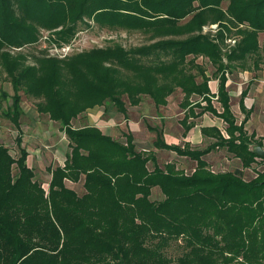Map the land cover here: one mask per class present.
Masks as SVG:
<instances>
[{"label":"trees","instance_id":"16d2710c","mask_svg":"<svg viewBox=\"0 0 264 264\" xmlns=\"http://www.w3.org/2000/svg\"><path fill=\"white\" fill-rule=\"evenodd\" d=\"M223 3L0 0V65L14 90L7 116L19 131L20 149L15 157L0 142V264H264V171L246 181L236 172L212 171L204 159L226 149L243 169L264 164L253 151L255 134L245 128L251 111L238 124L227 87L228 73L259 70L264 62V0H229L227 8ZM83 26L139 32L151 43L65 57L34 53L32 63L25 53H13L35 46L44 31L50 43L69 46ZM199 58L215 67L217 94ZM178 88L184 94V136L205 114L227 126L225 134L216 126L202 128L213 140L205 149L169 144L162 130L152 129L154 148L197 163L190 175L174 162L161 167L153 150H137L132 133L120 142L96 126L72 125L80 114L107 103L127 115L124 97L131 106L144 96L166 106ZM22 90L40 100L38 112L61 122L70 142L65 164L49 168L48 191L34 180L21 146ZM246 96L243 91L244 113ZM82 178L85 194L66 186ZM155 187L162 201L151 200ZM174 245L178 251L170 255Z\"/></svg>","mask_w":264,"mask_h":264},{"label":"rangeland","instance_id":"374dc122","mask_svg":"<svg viewBox=\"0 0 264 264\" xmlns=\"http://www.w3.org/2000/svg\"><path fill=\"white\" fill-rule=\"evenodd\" d=\"M229 0H224L223 6L227 8ZM215 32L218 31V26L212 27ZM209 28H206L208 31ZM49 32L43 33L42 38L35 46H28L20 49H13V53L23 52L29 56V62L32 63V54L41 55L43 53L51 56L65 57L74 55L83 51L91 50L98 47H107L115 44H120L125 48H131L144 44H149L148 36L139 32L112 31L107 29H99L97 26L87 28L83 26L76 35L72 43L59 48L57 44L50 43L48 38ZM261 46L264 45V33L259 38ZM230 46L234 45L235 41H226ZM199 63H204L208 76L211 78L209 83L210 89L219 90V81L214 76L215 67L209 60L199 58ZM201 81V79H198ZM217 85V86H216ZM227 87L231 94L232 110L241 124L248 111H251L249 121L245 128L249 135L255 134V140L264 147V62L260 64L259 70L244 72L240 69L233 70L228 73ZM247 91L246 98L249 99L248 104H245L246 112L240 110L241 93ZM2 93L8 96L3 97ZM21 94L22 115L21 123V146L27 151V164L34 170L37 182L42 184L44 189L48 191L49 183L52 180V174L49 168L55 169L63 166L65 161L71 154L70 142L66 133L62 130V124L58 121L50 119L48 114L38 112L37 105L39 99L27 95L24 90ZM14 90L12 83L3 71L0 65V142L10 149L13 156L20 155V149L16 142L19 131L12 121L8 118L7 113L12 106V96ZM184 98V94L180 88L167 99L166 106L157 107L154 101L149 96H144L143 101L139 106H131L129 100L124 97L123 100L127 107V115H124L118 110L113 103H107L104 106H96L88 109L80 114L72 121L75 128L84 126H96L103 133L110 135L115 140L120 142L126 141V134L132 133L134 136L137 150L149 149L153 150L157 156V162L161 167L165 164L174 162L178 164V168L185 171V174L190 175L194 172V167L197 163L184 157H179L176 153L159 150L154 148V142L157 138V133L152 130L157 128L163 131L164 140L169 144L183 145L190 143L194 149H205L213 142L212 139L205 137L201 127H210L209 125H217L225 134L226 124L219 118L213 117L211 114H205L195 120L196 126L184 136L185 129L181 124L184 118V110L180 107V103ZM199 99L198 96H193L192 100ZM245 103V100H244ZM215 107L222 111L221 105L214 100ZM252 123L250 119H252ZM201 129V131H200ZM190 135V140L188 137ZM256 143V144H257ZM259 158V157H258ZM209 168L218 173L231 171L236 172L246 181L256 178L257 171H264V164H253V170L243 169L240 159H235L226 149H217L204 157ZM260 159V158H259ZM259 162V161H258ZM152 170L154 163L148 164ZM18 170H14L17 174ZM66 186L79 195L86 193L84 188V178L78 183L66 181ZM151 200L159 202L165 197L160 188L155 187L152 190ZM169 254L176 255L178 251L175 245L167 250Z\"/></svg>","mask_w":264,"mask_h":264},{"label":"water","instance_id":"95a60500","mask_svg":"<svg viewBox=\"0 0 264 264\" xmlns=\"http://www.w3.org/2000/svg\"><path fill=\"white\" fill-rule=\"evenodd\" d=\"M255 155L259 157L260 159L264 160V147L262 144L257 143L253 149Z\"/></svg>","mask_w":264,"mask_h":264},{"label":"crops","instance_id":"0c3cea01","mask_svg":"<svg viewBox=\"0 0 264 264\" xmlns=\"http://www.w3.org/2000/svg\"><path fill=\"white\" fill-rule=\"evenodd\" d=\"M217 86V85H216ZM211 88V87H210ZM216 88V87H215ZM214 88V90L213 89H211L212 90V93H215V94H217V91H216V89ZM242 94V93H241ZM248 101H249V99H247V98H245V104L247 105L248 104ZM240 103V102H239ZM239 108H240V110H241V106H239ZM252 120H253V117H252V119H250V122L252 123ZM252 125H253V123H252ZM210 127H213V126H216L217 127V125H209ZM201 128H203V127H201ZM200 131H201V129H200ZM202 134V133H201ZM188 137V140H190V135L189 136H187Z\"/></svg>","mask_w":264,"mask_h":264},{"label":"built area","instance_id":"2783aa9c","mask_svg":"<svg viewBox=\"0 0 264 264\" xmlns=\"http://www.w3.org/2000/svg\"><path fill=\"white\" fill-rule=\"evenodd\" d=\"M213 26H215V25H213ZM213 26H212V27H213ZM212 27H211V28H212Z\"/></svg>","mask_w":264,"mask_h":264}]
</instances>
